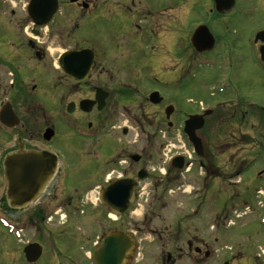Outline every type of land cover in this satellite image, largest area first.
Masks as SVG:
<instances>
[{
  "label": "flooded vegetation",
  "instance_id": "1",
  "mask_svg": "<svg viewBox=\"0 0 264 264\" xmlns=\"http://www.w3.org/2000/svg\"><path fill=\"white\" fill-rule=\"evenodd\" d=\"M222 1L230 8L218 10L216 0H0V264H133L137 245L134 237L131 248V207L116 215L100 202V194L115 179L135 180L139 171L144 179L156 176L148 161L157 167L167 163V183L189 173L195 190L203 193L177 220L207 206L210 190H232L244 175L258 177L257 153H252L264 148L261 125L244 121L239 108H250L252 116L260 106L247 97L243 104L244 93L234 96L241 93L240 81L224 82L218 75L214 92L208 86L211 99L198 102L193 112L174 95L193 82L194 66L222 67L239 60L243 9L236 0ZM29 7H38L37 21L52 13L48 24L34 22ZM260 32L264 26L252 40L264 68ZM54 43L61 47L57 54L49 50ZM139 96L149 106L163 103L164 114L172 107L163 120L167 129H183L189 116L202 121L195 132L202 153L195 154L187 139L190 153H177L183 156L182 170L171 167L167 153L158 156V142L134 140L140 152H130L131 142L122 137L131 127L118 123L157 120L138 103ZM30 153L43 162L29 163ZM7 169L16 178L43 176L36 196L21 205L19 196L10 201ZM110 171L119 173L106 177ZM137 193L136 182L135 198ZM147 207L136 231L157 242L171 238L170 249L167 242L157 244L160 264H174L183 256L194 264L202 255L209 258L201 238L192 234L177 245L180 225L176 231L163 221L158 225V203ZM115 232L122 234L117 247L109 242ZM115 248L122 253L119 262ZM261 255L245 258L238 252L227 261L257 264Z\"/></svg>",
  "mask_w": 264,
  "mask_h": 264
},
{
  "label": "rangeland",
  "instance_id": "2",
  "mask_svg": "<svg viewBox=\"0 0 264 264\" xmlns=\"http://www.w3.org/2000/svg\"><path fill=\"white\" fill-rule=\"evenodd\" d=\"M160 1L162 0H158V2ZM236 3L242 6L243 9L242 19L241 17L239 19V24L242 26L243 38L242 48L238 57L239 60H234L231 65L222 67L194 66L191 72L193 82L185 87L184 90L177 89L175 90V94L171 93L180 99L179 101L187 110L189 109V111L193 112L197 110L198 102H203L204 104L211 99V97L209 98L208 86L212 85V91L214 92V86L218 83H213L215 77L218 75H220V78L224 82L227 79L231 82L235 80L240 81L241 93L234 96L239 97L244 93V97H242L243 104L247 102L245 100V97H247L255 100L260 107L254 108L252 116L250 115L251 109L248 108L246 112L244 105L238 110L239 112L242 111L243 114L245 112L244 121L248 123L259 122L261 125L259 139L264 144V127L262 128V125H264V68L261 67V63L257 62V46L253 44L252 40V33L264 26V0H236ZM48 46L50 53L53 54H57L61 48L57 43L48 44ZM163 93L167 96L169 92L164 91ZM113 100L111 98L110 103ZM143 101V98L139 96L138 103H144ZM232 101L235 102V99H232ZM162 105L163 103L155 107L144 103V110L150 116H155L154 120L157 119L153 123H150L147 119L143 121V117L140 123H136L137 125L125 120L118 123L120 125L126 123V126L129 125L131 127L128 128L129 133L127 136L122 137L131 142V153L140 152L138 143H133L137 139L146 140V144L148 145L158 142V156L163 157V153H167V161L169 157L178 152L188 151L190 153L188 141L182 129H167L163 121L165 114ZM178 107L176 105L175 109L177 110ZM243 131L245 130L243 129ZM163 144L164 147L160 150V146ZM256 153L255 170L260 171L258 177L244 175L243 182L236 185L232 190H210L206 195L209 204L198 209L195 215L180 221L177 220V217H181V215L189 212L191 207H193L192 204L202 199L203 193L195 190V184L191 181L189 173L184 172L183 176H179L178 181L167 184L164 179L169 169L167 163H160V166L157 167L153 162H146L148 164L147 168L151 169L154 167L156 169V176L142 180L135 177L138 193L133 201L130 212L132 235L135 237L137 245V260L133 264H160V252L157 249V244L167 242V249H170V245H172L171 238L169 237L168 239L167 237H163L161 240L158 239L157 242L156 239L153 240L152 236L143 235L136 231V227L140 225L144 213L148 210L147 206L149 203L152 204V207H156L158 203V213L160 214L158 225L163 221L164 225H170L175 231L176 227H178L177 225H180L177 245L181 246L183 237H189L192 234L197 235L207 244L210 256L204 259L202 255L199 261H196L197 264H222L232 254L235 255L238 252L244 254L245 258L248 254L251 256L253 253L258 254L260 252L262 255L257 259H261L262 261H256L258 262L257 264H264V148L252 154ZM136 168L134 166L132 169L135 170ZM164 169L166 174H161L164 172ZM104 170L107 171V169ZM118 173L114 172L111 174L110 171L106 173V177L110 174L115 176ZM171 175L172 173L169 174V176ZM97 176L95 175V177ZM182 182L183 186H180ZM231 203L232 205H230ZM163 204H166V206L163 207ZM247 206L248 208H246ZM233 211H236L234 213L236 215H233ZM229 220L232 221L233 225L231 223L230 226H227ZM258 244H260V247H258ZM174 264H194V261L191 258L183 256L177 258Z\"/></svg>",
  "mask_w": 264,
  "mask_h": 264
},
{
  "label": "water",
  "instance_id": "3",
  "mask_svg": "<svg viewBox=\"0 0 264 264\" xmlns=\"http://www.w3.org/2000/svg\"><path fill=\"white\" fill-rule=\"evenodd\" d=\"M54 1V0H53ZM225 1L222 0H216V8L218 10H226L230 8V5L225 6ZM38 9V7H29V14L31 15L34 22H36L38 25H45L49 22L51 19V14H48L46 18H44L42 21H37L38 13L34 10ZM54 10V8L51 10V12ZM264 32H260L257 35V38L261 36ZM263 40V39H262ZM262 59L264 60V50L261 51ZM156 94H152L151 97H154ZM106 97V93L101 95L99 98L101 101H103ZM161 100L158 94V102ZM101 106V105H100ZM171 106L166 107L165 114L166 116H169L171 113ZM202 127V121L197 119L196 116H189V118L185 121L183 132L188 137L189 141L194 146V149L198 154L202 153V145L199 138L195 136V132ZM30 157V162H43L42 160H38L39 158L34 154L30 153L28 154ZM12 157L7 158L6 164L8 169L9 166L12 164L11 162ZM53 164V163H52ZM172 166L180 169L182 168V157H175L173 159ZM7 169L6 173V179L8 182L6 195L10 201H12L13 198L16 196H19V204H24L28 200H31L34 198L38 192V188L41 185L40 181L43 179V176L41 178L38 176H34L32 178H16L12 176V173ZM38 167L34 168V172H38ZM138 177L142 179L145 177V173L143 171H139ZM17 186H26L27 191H21L18 190ZM134 190H135V181L132 179H116L112 181L102 192L101 199L104 204L109 206L110 209H112L114 212L120 214L123 213L130 205V203L133 200L134 197ZM14 203L12 202V205ZM109 242H114L115 246L117 247L118 244L122 241V234L119 232H115L110 238ZM131 248L133 249L134 246V239L131 237L130 239ZM116 249V248H115ZM122 257V253L119 252L116 249L115 253V261L119 262V260ZM228 264V263H225Z\"/></svg>",
  "mask_w": 264,
  "mask_h": 264
}]
</instances>
